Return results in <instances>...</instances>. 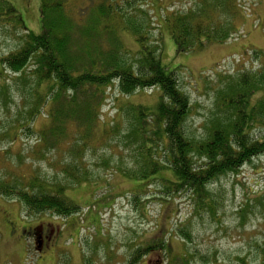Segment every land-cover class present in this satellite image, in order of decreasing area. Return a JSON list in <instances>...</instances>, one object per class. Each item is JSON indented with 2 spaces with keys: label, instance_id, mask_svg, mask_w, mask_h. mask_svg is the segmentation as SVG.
Masks as SVG:
<instances>
[{
  "label": "trees",
  "instance_id": "1",
  "mask_svg": "<svg viewBox=\"0 0 264 264\" xmlns=\"http://www.w3.org/2000/svg\"><path fill=\"white\" fill-rule=\"evenodd\" d=\"M148 1L101 0L88 15L77 8L76 19L69 8L71 0H41L42 31L35 33L26 27L22 14L10 0H0V36L23 31L22 44L0 56V62L16 75V81L30 84V78L35 76L38 85L31 91L33 106L25 126L18 124L1 135L9 137L14 145L20 130L36 133V142L26 157L47 160L56 169L54 181L37 170L22 168L23 171L17 172L9 153L20 163L25 150L11 152L8 148L2 152L0 170L8 176L0 180V195L23 202L28 216L50 212L68 218L82 211L65 191L91 181L87 152L118 133V126H109L100 132V137L97 134L99 107L103 91L109 86H117L126 95L152 88L162 92L156 112L148 113L146 106H134L132 133L145 148L140 155L142 164L139 166L137 162L132 168L115 162V171L130 180L148 183L161 179L164 193L173 196L193 190L194 196L207 204V186L212 180L238 171L246 162L264 154V133L254 136L256 128H264V68L218 89L215 97L218 114L209 119L202 139L191 137L185 130L191 112L190 98L181 89L176 71H168L162 63L160 47L153 35L157 29L155 18L151 10L142 6ZM152 2L156 5L153 13H162L160 26L166 27L181 53L238 40L248 16L244 0H187L186 8L175 7L183 0ZM120 31H130L135 36L137 51L126 46ZM45 82L47 89L41 91ZM10 91L9 86H3L0 92L5 104L11 100ZM48 100L52 107L50 124L36 130L30 125ZM154 137L165 144V161L156 158V153L151 154V147L156 144ZM109 142L106 139L104 145ZM157 148L158 144L153 147ZM197 155L202 160L199 164ZM163 169H169L172 178L156 177ZM84 209V217L91 211L102 213L97 204ZM174 234L178 233L171 228L170 235ZM189 236L185 232L182 239L185 241ZM169 246L164 237L153 238L136 245L127 263L136 264L158 249L169 253ZM262 253L264 257V249ZM176 259L175 264L178 259L180 264H193V258L184 251Z\"/></svg>",
  "mask_w": 264,
  "mask_h": 264
},
{
  "label": "rangeland",
  "instance_id": "2",
  "mask_svg": "<svg viewBox=\"0 0 264 264\" xmlns=\"http://www.w3.org/2000/svg\"><path fill=\"white\" fill-rule=\"evenodd\" d=\"M10 1L22 14L26 27L40 33L41 0ZM71 1L73 4L69 8L77 19L79 10L88 15L101 0ZM244 1L248 16L238 40L225 45L209 44L188 53L178 52L166 27L160 26L162 13H153L156 5L152 0L142 3L155 18L157 29L153 35L160 47L162 63L168 71H176L181 89L189 95L191 112L185 130L197 140L206 135L209 119L218 114L217 90L236 83L244 74L264 68V0ZM187 5V0H183L175 7L186 8ZM22 33L0 36V56L22 44ZM120 36L128 48L133 51L139 49L130 31H120ZM15 76L0 62V92L3 86L11 88V100L7 104L3 94L0 97V156L8 148L11 152L24 149L20 163L9 153L17 172L37 170L52 179L56 169L47 160L26 157V152L36 142V133L28 134L25 128L20 130L14 145L9 137L1 135L18 124L25 126L29 109L33 106L31 91L38 86L35 76L30 78V84L26 81L25 85L16 81ZM41 86V91H44L48 84L45 82ZM103 92L98 137L109 126H118L119 129L114 136L106 138L110 139L107 145H104L105 139L104 144L95 145L97 150L94 148L87 152L91 181L70 186L65 191V195L80 205L82 211L68 218H60L50 212L28 216L23 202L0 195V264H128L136 245L158 237H164L165 242L171 245L170 250L167 247L169 253L154 250L136 264H175L182 251L190 254L193 264H264V154L246 162L238 171L212 180L207 186V204L194 196L193 190L173 196L164 193L161 179L148 183L130 180L115 171V162L132 168L137 162L139 166L142 164L140 155L145 148L132 133L136 115L134 106H146L148 113L156 112L162 92L159 88H152L126 95L117 86L106 87ZM48 103L49 100L30 125L36 130L50 124L52 107ZM150 121L153 123V119ZM263 133L264 128L254 130V136ZM154 139L156 144L152 146L158 144L159 148L151 147V154L156 153V158L165 161V144L156 137ZM196 158L197 164L202 162L198 155ZM58 175V181H61V171ZM7 176L8 173L0 170V180ZM156 177L172 178V173L163 169ZM100 188L105 189L96 192ZM91 204L101 208V215L91 211L84 217V208ZM43 222H53L64 229L54 246L39 250L31 234L21 235L20 232L22 227ZM84 225L89 228H83ZM171 228L178 234L170 235ZM185 232L190 236L184 241Z\"/></svg>",
  "mask_w": 264,
  "mask_h": 264
},
{
  "label": "flooded vegetation",
  "instance_id": "3",
  "mask_svg": "<svg viewBox=\"0 0 264 264\" xmlns=\"http://www.w3.org/2000/svg\"><path fill=\"white\" fill-rule=\"evenodd\" d=\"M63 229L64 227L54 224L53 222H43L28 228L22 227L20 234H31L35 246L41 250L43 247L54 246L57 237L62 234Z\"/></svg>",
  "mask_w": 264,
  "mask_h": 264
}]
</instances>
